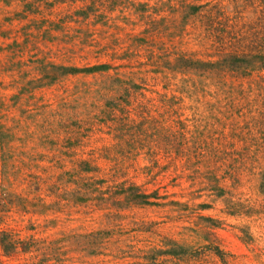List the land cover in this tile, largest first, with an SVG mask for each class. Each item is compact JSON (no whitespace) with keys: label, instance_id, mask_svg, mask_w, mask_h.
Listing matches in <instances>:
<instances>
[{"label":"rangeland","instance_id":"1","mask_svg":"<svg viewBox=\"0 0 264 264\" xmlns=\"http://www.w3.org/2000/svg\"><path fill=\"white\" fill-rule=\"evenodd\" d=\"M0 264H264V0H0Z\"/></svg>","mask_w":264,"mask_h":264},{"label":"trees","instance_id":"2","mask_svg":"<svg viewBox=\"0 0 264 264\" xmlns=\"http://www.w3.org/2000/svg\"><path fill=\"white\" fill-rule=\"evenodd\" d=\"M143 197H147V196H145V195H142Z\"/></svg>","mask_w":264,"mask_h":264}]
</instances>
